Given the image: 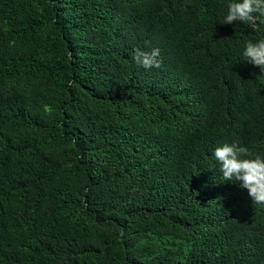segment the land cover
Instances as JSON below:
<instances>
[{
  "label": "trees",
  "instance_id": "16d2710c",
  "mask_svg": "<svg viewBox=\"0 0 264 264\" xmlns=\"http://www.w3.org/2000/svg\"><path fill=\"white\" fill-rule=\"evenodd\" d=\"M231 2L0 0V264H264L214 157L264 156V18Z\"/></svg>",
  "mask_w": 264,
  "mask_h": 264
},
{
  "label": "clouds",
  "instance_id": "9594fccd",
  "mask_svg": "<svg viewBox=\"0 0 264 264\" xmlns=\"http://www.w3.org/2000/svg\"><path fill=\"white\" fill-rule=\"evenodd\" d=\"M227 8L225 24L239 21L255 25L258 19L264 18V0H233ZM243 56L248 63L264 72V39L258 42L248 41ZM133 59L144 69L160 68L162 65L158 48L151 51L137 48ZM214 157L220 165L219 171L224 180L234 179L242 189L247 190L253 203L264 205V156L252 154L248 148L233 142L216 147Z\"/></svg>",
  "mask_w": 264,
  "mask_h": 264
}]
</instances>
